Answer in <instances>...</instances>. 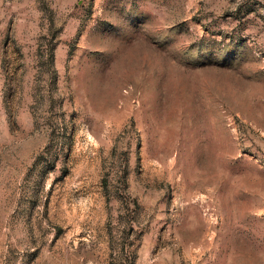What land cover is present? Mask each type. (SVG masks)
Listing matches in <instances>:
<instances>
[{
  "label": "rangeland",
  "instance_id": "rangeland-1",
  "mask_svg": "<svg viewBox=\"0 0 264 264\" xmlns=\"http://www.w3.org/2000/svg\"><path fill=\"white\" fill-rule=\"evenodd\" d=\"M0 264H264V0H0Z\"/></svg>",
  "mask_w": 264,
  "mask_h": 264
}]
</instances>
